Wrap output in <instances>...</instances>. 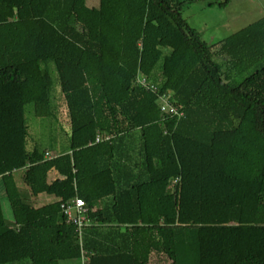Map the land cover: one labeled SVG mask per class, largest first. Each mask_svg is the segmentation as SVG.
<instances>
[{
    "label": "trees",
    "instance_id": "16d2710c",
    "mask_svg": "<svg viewBox=\"0 0 264 264\" xmlns=\"http://www.w3.org/2000/svg\"><path fill=\"white\" fill-rule=\"evenodd\" d=\"M184 4L0 0V264H264V18L209 45ZM48 64L59 156L26 149V105L51 115ZM74 198L80 232L60 211Z\"/></svg>",
    "mask_w": 264,
    "mask_h": 264
},
{
    "label": "rangeland",
    "instance_id": "374dc122",
    "mask_svg": "<svg viewBox=\"0 0 264 264\" xmlns=\"http://www.w3.org/2000/svg\"><path fill=\"white\" fill-rule=\"evenodd\" d=\"M180 1L185 2L181 10L182 17L189 27L198 33L200 39L209 45L217 44L231 34L264 18V0ZM213 60L218 64H225L222 57L217 56ZM47 66L52 80L50 93L51 115L48 118H36L33 114L32 105H26L24 109L27 126L26 149L37 148L40 151L48 152L50 156H59L68 151L70 127L56 73L51 64ZM242 77H245V75H242ZM18 184L20 183L17 181ZM20 188L23 189L21 186ZM39 198L40 203L52 201L50 197ZM0 204L4 218L11 221V211L4 196L1 182ZM161 258L164 259L165 257ZM164 261L165 264H168L165 259ZM70 264L80 263L76 261L70 262Z\"/></svg>",
    "mask_w": 264,
    "mask_h": 264
},
{
    "label": "built area",
    "instance_id": "2783aa9c",
    "mask_svg": "<svg viewBox=\"0 0 264 264\" xmlns=\"http://www.w3.org/2000/svg\"><path fill=\"white\" fill-rule=\"evenodd\" d=\"M139 83L141 86L145 87L144 80H141ZM158 107L159 111L164 115H169L171 117L181 116V114L178 113L177 109L171 103H169L165 97L159 98ZM99 141V138H97L96 143H98ZM46 157L49 158L50 156L46 154ZM60 211L65 216L66 221L68 223L74 224L79 232L80 229L86 226L88 223V209L85 207V204L81 199L74 198L67 201L66 203L61 204ZM80 263L86 264L87 260L82 256V258L80 259Z\"/></svg>",
    "mask_w": 264,
    "mask_h": 264
},
{
    "label": "crops",
    "instance_id": "0c3cea01",
    "mask_svg": "<svg viewBox=\"0 0 264 264\" xmlns=\"http://www.w3.org/2000/svg\"><path fill=\"white\" fill-rule=\"evenodd\" d=\"M85 5L89 9L97 8L98 0H85ZM16 264H27V263H16ZM60 264H70V262H68V263H60ZM150 264H165V261L161 257L160 258L152 257L150 259Z\"/></svg>",
    "mask_w": 264,
    "mask_h": 264
}]
</instances>
